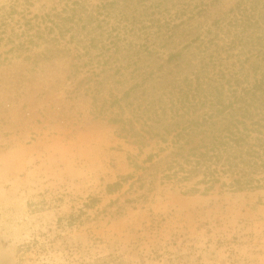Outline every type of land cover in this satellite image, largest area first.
Wrapping results in <instances>:
<instances>
[{"label":"rangeland","instance_id":"374dc122","mask_svg":"<svg viewBox=\"0 0 264 264\" xmlns=\"http://www.w3.org/2000/svg\"><path fill=\"white\" fill-rule=\"evenodd\" d=\"M72 1L95 21L49 32ZM246 1L0 0V264H264V188L191 194L132 136L207 111L183 92Z\"/></svg>","mask_w":264,"mask_h":264},{"label":"trees","instance_id":"16d2710c","mask_svg":"<svg viewBox=\"0 0 264 264\" xmlns=\"http://www.w3.org/2000/svg\"><path fill=\"white\" fill-rule=\"evenodd\" d=\"M237 10L227 23V30H220L228 43L219 49L214 43V54L195 77L197 84L193 88L189 84L188 92L182 95V108L191 103L193 107L207 106V111L184 119L177 110L173 111L174 106L169 109L173 111L170 117L164 108L162 121L151 122L146 131L141 130L143 135L139 132L132 135L140 140L146 135L154 137L165 145L160 151L170 152L163 162V179L186 183L198 178L188 191L191 194L199 193V186L204 192L218 185L233 191L264 188V3L247 0ZM61 12L64 15L48 16L50 26L45 27L49 32L57 30L60 37L83 21L87 23H83L82 30L95 21L96 13L88 12L78 1L66 4ZM213 42L214 39L207 41L204 48L208 50ZM236 48L239 50L236 61L226 63ZM221 50L227 53L224 59ZM208 65L211 70H207ZM209 72L210 78H201L200 74ZM160 122L161 132L151 133ZM129 125L133 130L132 121ZM154 158L149 155L145 163ZM134 169L142 167L135 165ZM115 187L120 184L109 188Z\"/></svg>","mask_w":264,"mask_h":264}]
</instances>
